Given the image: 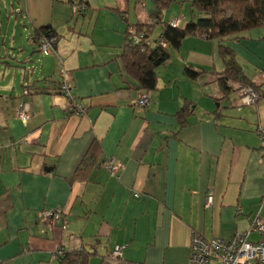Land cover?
Masks as SVG:
<instances>
[{
	"label": "crops",
	"instance_id": "obj_1",
	"mask_svg": "<svg viewBox=\"0 0 264 264\" xmlns=\"http://www.w3.org/2000/svg\"><path fill=\"white\" fill-rule=\"evenodd\" d=\"M157 1L169 3L165 24L196 19L192 0H15L8 13L19 22L0 19V264H58V250H84L88 264H188L193 236L264 238L250 229L264 223V100L240 106L234 88L224 97L215 40L190 36L170 50L149 106L133 109L142 92L120 58L125 33L148 26ZM47 26L58 41L44 56L33 38ZM221 45L264 95V28ZM63 80L83 115L55 91ZM21 104L25 121L17 117ZM184 107L190 114L180 126ZM93 142L96 164L85 181H71ZM107 159L122 164L117 177L104 169ZM42 211L61 212L52 231Z\"/></svg>",
	"mask_w": 264,
	"mask_h": 264
},
{
	"label": "trees",
	"instance_id": "obj_2",
	"mask_svg": "<svg viewBox=\"0 0 264 264\" xmlns=\"http://www.w3.org/2000/svg\"><path fill=\"white\" fill-rule=\"evenodd\" d=\"M80 3L78 5H81ZM168 6L169 3L166 1H157L153 24L133 28L137 34L144 33L145 38L151 40L150 47L146 46L142 51L139 46L134 45L125 36V44L120 58L124 71L137 82L142 93H150L156 89V69L169 60L170 50H177L184 39L190 36H200L208 41L215 40L217 42L218 56L225 66L224 71L219 74L217 84L224 97L232 94L234 83L249 87L254 92L259 91L260 88L248 80L237 65L234 52L221 45V42L224 40L235 41L244 33L264 28V0H192L189 7L196 19L187 23L183 28H171L169 23L165 24L162 21L163 12ZM156 27L162 29L159 37L154 36ZM41 38L51 42L53 51H56L58 35L53 29L49 26L36 29L33 40L37 46ZM159 41H163L166 47L161 48L158 45ZM185 71L186 76L190 79H196L199 75L198 72L190 68H186ZM62 82H58V87L55 88V91L61 95ZM74 102H76L75 94ZM189 114L188 107L182 108L176 114L180 126H184ZM98 155L99 146L97 142H93L79 162L71 181H85L96 164ZM90 255L84 250L63 253L58 264H88Z\"/></svg>",
	"mask_w": 264,
	"mask_h": 264
},
{
	"label": "built area",
	"instance_id": "obj_3",
	"mask_svg": "<svg viewBox=\"0 0 264 264\" xmlns=\"http://www.w3.org/2000/svg\"><path fill=\"white\" fill-rule=\"evenodd\" d=\"M76 10V6L72 7L73 12ZM150 24L152 25L153 22L151 21ZM179 25V19L169 21V26L171 28H178ZM144 35V33L137 34L133 28H128L126 31V38L131 40L134 45L139 46L142 51L146 46L150 47L152 44L151 40L146 39ZM158 45L161 48L166 47V44L163 41H159ZM52 46V43L45 38H41L38 42V50L44 56L50 55L54 52ZM64 71V69L60 71L62 78H65ZM232 86L238 94L240 106H253L259 101L264 100V95L252 91L249 87L237 83ZM61 93L71 102V109L75 114L83 115L86 112V107L83 104H77L74 102L72 86L69 85L66 80H63L62 82ZM149 102V93H142L134 102L133 109L136 112L141 113L149 106ZM17 117L22 121L27 120L29 112L26 104L20 105L17 111ZM258 135L261 139V145L264 146V130H259ZM103 167L110 176L117 177L122 169V164L114 159H107L105 160ZM211 200L212 196L209 194L206 197V204H209ZM39 217L40 221L48 226V230L52 231L54 223L61 219V212L42 211L39 214ZM250 229L256 230L264 235V223L259 220H256ZM63 253L64 251L58 250L56 251L55 256L59 259L62 257ZM120 256L121 249L116 247L111 253V258L115 260L119 259ZM188 264H264V238L257 242H250L245 233H237L227 241L216 238L206 241L198 236H193L190 242V257Z\"/></svg>",
	"mask_w": 264,
	"mask_h": 264
},
{
	"label": "rangeland",
	"instance_id": "obj_4",
	"mask_svg": "<svg viewBox=\"0 0 264 264\" xmlns=\"http://www.w3.org/2000/svg\"><path fill=\"white\" fill-rule=\"evenodd\" d=\"M14 5H16V2H15V0H0V11H1V17H0V19H1V22L3 23V24H5L6 23V17L8 16V14H10V13H8V12H10V9L14 6ZM12 17H11V20H10V23H12V24H14V23H17V22H19V19L17 18V17H15V15L14 14H10ZM3 29V28H2ZM21 29L20 28H17V32H18V37H19V34L21 33ZM252 32V31H251ZM18 41V40H17ZM9 48H10V46H8ZM25 47H26V43H25V41H23V48L25 49ZM3 50H5V49H7V48H2ZM35 65H36V63H35ZM21 69H23L22 68V66L21 65H18V68H17V71H18V73H19V78L21 77V75H22V73H23V71H21ZM59 72V71H58Z\"/></svg>",
	"mask_w": 264,
	"mask_h": 264
},
{
	"label": "bare ground",
	"instance_id": "obj_5",
	"mask_svg": "<svg viewBox=\"0 0 264 264\" xmlns=\"http://www.w3.org/2000/svg\"><path fill=\"white\" fill-rule=\"evenodd\" d=\"M157 30V29H156Z\"/></svg>",
	"mask_w": 264,
	"mask_h": 264
}]
</instances>
